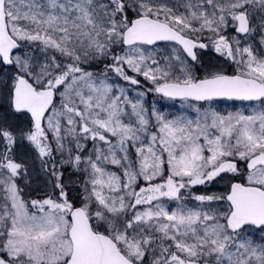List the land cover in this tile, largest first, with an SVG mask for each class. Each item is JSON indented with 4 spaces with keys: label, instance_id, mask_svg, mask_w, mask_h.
<instances>
[{
    "label": "snow or ice",
    "instance_id": "1",
    "mask_svg": "<svg viewBox=\"0 0 264 264\" xmlns=\"http://www.w3.org/2000/svg\"><path fill=\"white\" fill-rule=\"evenodd\" d=\"M0 264H264V0H0Z\"/></svg>",
    "mask_w": 264,
    "mask_h": 264
}]
</instances>
